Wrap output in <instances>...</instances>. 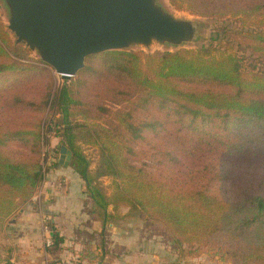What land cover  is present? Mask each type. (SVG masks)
Segmentation results:
<instances>
[{"label": "trees", "instance_id": "16d2710c", "mask_svg": "<svg viewBox=\"0 0 264 264\" xmlns=\"http://www.w3.org/2000/svg\"><path fill=\"white\" fill-rule=\"evenodd\" d=\"M168 1L230 25L199 49L91 56L60 89L50 71L11 58L7 49L24 51L0 23V76L46 78L0 92V226L37 192L46 132H55L85 183L93 222L112 223L126 207L197 256L264 264V0ZM83 144L99 148V173ZM100 176L111 178V194ZM50 226L57 248L63 240Z\"/></svg>", "mask_w": 264, "mask_h": 264}, {"label": "water", "instance_id": "95a60500", "mask_svg": "<svg viewBox=\"0 0 264 264\" xmlns=\"http://www.w3.org/2000/svg\"><path fill=\"white\" fill-rule=\"evenodd\" d=\"M11 10L9 29L18 42L37 50L44 63L70 79L87 58L131 45H180L194 29L164 12L155 0H4ZM59 163L69 166L67 147ZM69 154V155H68Z\"/></svg>", "mask_w": 264, "mask_h": 264}, {"label": "rangeland", "instance_id": "374dc122", "mask_svg": "<svg viewBox=\"0 0 264 264\" xmlns=\"http://www.w3.org/2000/svg\"><path fill=\"white\" fill-rule=\"evenodd\" d=\"M155 3L164 12L173 15L176 19L189 22L194 29L191 39L180 45L153 42L150 46L146 47L134 44L124 51H142L153 54L155 52H175L182 48L199 49L209 45L211 36L217 26L230 25L228 22L197 17L187 12L177 11L171 6L168 0H155ZM10 20L11 10L4 0H0V23L8 34L11 47L22 48L24 51V57L18 58L13 55L11 50L7 49L11 58L19 63L42 67L50 71L55 78V89L62 88L65 78L58 75L53 68L44 63L37 50H32L24 42H18L16 35L9 29ZM76 76L68 80H75ZM45 79L44 76H41V73L36 74L35 72L23 74L22 79L14 75H2L0 76V92L2 95L7 96L10 93L13 94L17 88L24 86L25 82L40 80L44 82ZM33 84L34 88L37 84L35 85V82H33ZM30 91L31 90H29L28 93H30ZM35 92L36 90H33V93ZM90 100L94 101L93 99ZM106 106L113 107L114 105L110 102H106ZM107 121H109V119L105 118L102 123L105 124ZM61 143L62 138L56 136L55 132H46V143L42 149L44 177L52 169L63 170L65 167L59 163ZM81 148L90 162V171L94 174L97 172L99 173L102 162L99 148L85 144L81 145ZM68 167L71 168L70 163L67 168ZM99 182L107 189L108 193L111 194V178L100 176ZM114 214L115 219L112 220V224L117 230L111 233L113 246L108 250L106 257L105 252L103 253L104 260L109 264H225L221 263L218 258L212 257V255L206 251L201 252V254L197 256V254L194 253L195 246H191L187 243H178L173 233L167 227L160 223L158 224L146 220L140 213H130L129 208L119 207ZM101 240L102 238L99 236V243H101ZM104 240L105 237H103V241Z\"/></svg>", "mask_w": 264, "mask_h": 264}, {"label": "crops", "instance_id": "0c3cea01", "mask_svg": "<svg viewBox=\"0 0 264 264\" xmlns=\"http://www.w3.org/2000/svg\"><path fill=\"white\" fill-rule=\"evenodd\" d=\"M91 207L85 183L72 168L50 170L34 197L0 226V264H109L103 253L113 246L117 228L93 222ZM51 224L63 240L57 248L46 246L53 241L45 231ZM99 236L105 237L102 247Z\"/></svg>", "mask_w": 264, "mask_h": 264}, {"label": "built area", "instance_id": "2783aa9c", "mask_svg": "<svg viewBox=\"0 0 264 264\" xmlns=\"http://www.w3.org/2000/svg\"><path fill=\"white\" fill-rule=\"evenodd\" d=\"M49 222H50V220L45 218V223L48 224ZM48 228H49V226L47 225V226L45 227V231H47V232H49V233L52 234V230H50V229L48 230ZM52 244H53L52 239H48V240L46 241V246H47V247H51Z\"/></svg>", "mask_w": 264, "mask_h": 264}]
</instances>
